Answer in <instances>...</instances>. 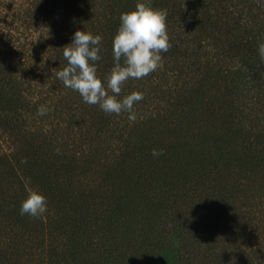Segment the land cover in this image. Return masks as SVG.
Masks as SVG:
<instances>
[{
    "label": "trees",
    "instance_id": "trees-1",
    "mask_svg": "<svg viewBox=\"0 0 264 264\" xmlns=\"http://www.w3.org/2000/svg\"><path fill=\"white\" fill-rule=\"evenodd\" d=\"M138 2L167 11L171 47L122 85L144 95L130 121L57 73L85 30L106 87ZM259 43L261 0H0V264H264ZM26 181L40 218L20 214Z\"/></svg>",
    "mask_w": 264,
    "mask_h": 264
},
{
    "label": "clouds",
    "instance_id": "clouds-1",
    "mask_svg": "<svg viewBox=\"0 0 264 264\" xmlns=\"http://www.w3.org/2000/svg\"><path fill=\"white\" fill-rule=\"evenodd\" d=\"M166 17V10L154 9L142 2H138L133 11L121 14V24L113 40L115 65L106 77V87L97 75L95 63L101 59L99 46L102 37L77 30L72 42L63 47V56L68 64L57 73V78L65 87L77 91L85 103L98 104L109 114L128 112L129 120L135 121L133 107L143 100V93L132 92L122 99L119 94L127 80L142 79L162 66L161 53L167 52L171 47ZM258 51L264 61V43H259ZM38 111L44 114L42 110ZM152 154L163 155V150L153 149ZM29 183L30 181H26L28 195L22 202L20 214L40 218L47 211V198L42 192L28 187Z\"/></svg>",
    "mask_w": 264,
    "mask_h": 264
},
{
    "label": "rangeland",
    "instance_id": "rangeland-1",
    "mask_svg": "<svg viewBox=\"0 0 264 264\" xmlns=\"http://www.w3.org/2000/svg\"><path fill=\"white\" fill-rule=\"evenodd\" d=\"M18 1H20V2H23V1H25V0H18ZM262 2H263V4H264V0H261Z\"/></svg>",
    "mask_w": 264,
    "mask_h": 264
}]
</instances>
